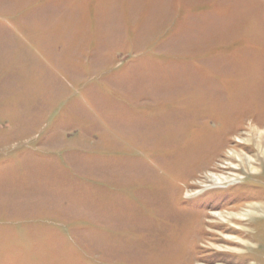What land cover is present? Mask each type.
Instances as JSON below:
<instances>
[{
	"label": "rangeland",
	"instance_id": "rangeland-1",
	"mask_svg": "<svg viewBox=\"0 0 264 264\" xmlns=\"http://www.w3.org/2000/svg\"><path fill=\"white\" fill-rule=\"evenodd\" d=\"M0 264H264V0H0Z\"/></svg>",
	"mask_w": 264,
	"mask_h": 264
},
{
	"label": "flooded vegetation",
	"instance_id": "flooded-vegetation-1",
	"mask_svg": "<svg viewBox=\"0 0 264 264\" xmlns=\"http://www.w3.org/2000/svg\"><path fill=\"white\" fill-rule=\"evenodd\" d=\"M205 195V191L202 192L201 194H196L195 197L200 198V205L198 208L194 207V210L196 209V211H190V212H186L188 214H190L193 217V220L191 222L193 228L195 227L196 224H193L194 222V214L199 213L200 215V219L201 220H206V218H208V216L212 213H214L215 211H220L222 209H224L225 207H223L224 205H228V207L234 205V200L235 197L233 196H220L219 194L216 195H210L208 196L206 199H203L200 196H204ZM227 203V204H225ZM223 205V206H222ZM203 223V221H202ZM204 235V232H201L200 236H190L189 241L193 242L189 244L190 248L188 247V253L191 255L190 257L193 258L197 255H195V250H196V246L198 245V239H200V237H202ZM196 243V244H195ZM198 248L199 245H198Z\"/></svg>",
	"mask_w": 264,
	"mask_h": 264
},
{
	"label": "bare ground",
	"instance_id": "bare-ground-1",
	"mask_svg": "<svg viewBox=\"0 0 264 264\" xmlns=\"http://www.w3.org/2000/svg\"><path fill=\"white\" fill-rule=\"evenodd\" d=\"M255 129H256V128H255ZM257 142H258V141H257ZM257 142H256V143H257ZM261 149H262V148H261ZM259 150H260V149H259ZM219 179H220V178H217V180H219ZM214 214H215V213H214ZM221 216H222V214H221Z\"/></svg>",
	"mask_w": 264,
	"mask_h": 264
}]
</instances>
